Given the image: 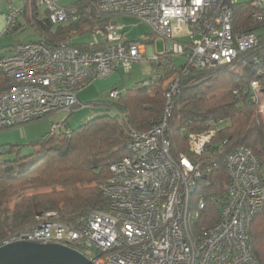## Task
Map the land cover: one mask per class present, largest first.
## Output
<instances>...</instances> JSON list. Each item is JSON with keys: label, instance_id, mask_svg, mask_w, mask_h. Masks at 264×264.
Masks as SVG:
<instances>
[{"label": "built area", "instance_id": "obj_1", "mask_svg": "<svg viewBox=\"0 0 264 264\" xmlns=\"http://www.w3.org/2000/svg\"><path fill=\"white\" fill-rule=\"evenodd\" d=\"M252 1V17L263 20L264 1ZM23 8H10L5 32L18 25ZM36 8L37 20L54 26L77 22L81 12L93 9L99 18L92 33L101 36L104 46L92 51L69 40L51 45L38 39L18 42L0 54V129L70 113L80 91L146 58L161 69L166 56L182 57V65L203 69L231 64L239 53L259 45L256 32H234L230 0H37ZM115 16L148 24L165 42V51L147 57L146 44L125 39L124 26L112 19ZM32 27L37 31L35 23ZM179 90L175 78L161 120L148 131L132 130L129 153L110 165V175L100 185L108 199L106 209L83 211L71 224L61 221L57 211L40 213L0 246L16 241L58 243L80 251L92 264H263L250 244L252 220L264 207L261 162L250 148L238 146L228 154L229 184L220 218L210 227L195 229L205 208L203 200L193 204L203 175L199 160L225 120L209 119L210 130L189 133V155L173 157L166 134ZM250 92L263 114L258 80L251 82ZM121 93L113 88L109 98L118 99ZM61 132H70L64 121L53 124L49 135Z\"/></svg>", "mask_w": 264, "mask_h": 264}, {"label": "trees", "instance_id": "obj_2", "mask_svg": "<svg viewBox=\"0 0 264 264\" xmlns=\"http://www.w3.org/2000/svg\"><path fill=\"white\" fill-rule=\"evenodd\" d=\"M252 2L230 0L234 32L254 31L259 38L256 48L239 53L231 64L198 69L176 66L174 57L166 56L160 62L165 67L160 77L136 83L118 99L88 103L91 108L102 105L106 110L75 129L69 127V133L50 136L48 132L43 139L34 141L33 145L40 147L32 154L22 156V146L13 144L10 150L13 157L5 158L0 148V245L15 232L33 224L40 213L57 211L61 221L71 224L83 211L106 209L108 199L100 185L109 177L110 165L129 153L132 130L148 131L161 120L169 84L175 78L180 90L174 98L166 134L173 157L189 155V133L210 130L209 119L225 120L199 160L203 175L193 204L203 200L205 208L195 224L197 232L220 218L229 184L226 160L234 148L248 147L259 157L264 180V119L259 103L251 99L250 92L251 82L258 80L264 95V19L252 17L255 11ZM37 16L35 0H31L24 7V18L35 23L39 39L51 45L91 33L99 18L92 9L81 12L77 22L54 26L48 20H37ZM19 28L18 23L13 31ZM150 34L147 38L131 40L150 45L155 40L152 31ZM75 45L96 51L104 43ZM78 106L79 103L74 109ZM6 129L9 128L0 131ZM32 188L45 190L28 193ZM250 244L264 264V207L252 220Z\"/></svg>", "mask_w": 264, "mask_h": 264}, {"label": "rangeland", "instance_id": "obj_3", "mask_svg": "<svg viewBox=\"0 0 264 264\" xmlns=\"http://www.w3.org/2000/svg\"><path fill=\"white\" fill-rule=\"evenodd\" d=\"M62 2L64 4H68L70 0H62ZM41 10L44 12V9ZM120 21L127 26L125 35L128 38L139 39L151 36V28L144 22L138 21L137 19L129 16L123 17ZM39 38L40 34H38L32 26H28V28H20L17 31H12V33H6L0 38V54L5 53V51L10 49L17 41L29 42L38 40ZM74 40L76 42L91 44L93 42L100 41L101 36L93 35V33H87L83 36H75ZM6 47L9 48L7 49ZM149 50L151 53H149L148 56L152 54H162L165 51V42L155 36V41L147 47V54ZM183 62L184 58L182 57L174 58V63L176 66ZM161 71L163 74L165 73L164 69L152 64V61L149 58L135 63L129 71L118 68L114 75H110L109 77L103 79H98L90 86L83 89L78 95L79 106L76 107L71 113L61 111L52 114L51 116L40 121L26 124L21 127H13L0 131V148L4 151V157H13V153L10 154L11 146L13 144L22 146V156L32 154L40 147H35L33 145L34 141L43 139L53 124H62V122L66 120V126L75 129L85 124L96 115H99L102 110H106V108L102 105H94L93 108H91L88 103H94L96 101H108L110 100L109 92L115 86L124 92L127 89L132 88L136 83L144 82L150 78L156 77L159 73H161ZM262 99L264 101L263 94ZM261 115L264 119V113H261ZM44 190L45 189L36 190L32 188L28 190V193Z\"/></svg>", "mask_w": 264, "mask_h": 264}, {"label": "water", "instance_id": "obj_4", "mask_svg": "<svg viewBox=\"0 0 264 264\" xmlns=\"http://www.w3.org/2000/svg\"><path fill=\"white\" fill-rule=\"evenodd\" d=\"M0 264H92L80 251L58 243L16 241L0 246Z\"/></svg>", "mask_w": 264, "mask_h": 264}, {"label": "crops", "instance_id": "obj_5", "mask_svg": "<svg viewBox=\"0 0 264 264\" xmlns=\"http://www.w3.org/2000/svg\"><path fill=\"white\" fill-rule=\"evenodd\" d=\"M31 1V0H30ZM29 1V2H30ZM36 1L37 0H35V3H36ZM70 2H71V0H70ZM69 2V3H70ZM28 3V2H27ZM26 3V4H27ZM26 4L25 3H23V2H21L20 0H0V38H1V36L2 35H4V34H6V33H12V31L13 30H11L10 32H5V30H6V26H7V21H6V14L10 11V8L11 7H15V8H21V7H25L26 6ZM37 11L39 12V10L37 9ZM40 13H43V12H40ZM123 17H126V16H115V17H113L112 19H114L116 22H118V23H120V24H122L123 26H124V28H123V30H122V32H123V34H124V38L125 39H133V38H128L125 34H126V25L124 24V23H122L120 20L123 18ZM18 23L20 24V28L22 29V28H24L25 26H26V28H28V26H32V23L33 22H31V23H28L27 21H26V19L24 18V8H23V13H22V16L19 18V20H18ZM19 28V29H20ZM37 32V31H36ZM92 33V32H91ZM75 37V36H74ZM74 37L70 40V41H72L73 43H80V42H76L75 40H74ZM155 41V40H154ZM19 41H17L16 43H18ZM100 42L102 43L103 42V40H102V38H101V40H100ZM15 43V44H16ZM82 43H84V42H82ZM14 44V45H15ZM86 44H88V43H86ZM14 45H12V47L14 46ZM6 46V45H5ZM8 46V45H7ZM10 47V46H9ZM9 47H6L7 49L9 48ZM11 47V48H12ZM147 47H148V44H146V51H147ZM11 48L10 49H8L7 51H5V53L6 52H9L10 50H11ZM149 53H151V51L149 50L148 51V54H147V52H146V54H147V56L149 55ZM3 54V53H2ZM174 61V60H173ZM174 63V62H173ZM121 69V68H120ZM118 70V69H117ZM117 70L112 74V75H114L116 72H117ZM114 88H118L117 86H115ZM121 91V90H120ZM81 92V91H80ZM122 93H123V91H121ZM125 92V91H124ZM79 95V94H78ZM79 100V99H78ZM48 133V132H47Z\"/></svg>", "mask_w": 264, "mask_h": 264}]
</instances>
